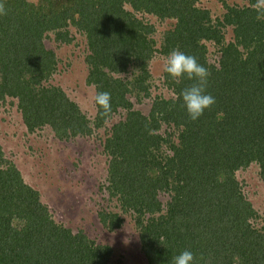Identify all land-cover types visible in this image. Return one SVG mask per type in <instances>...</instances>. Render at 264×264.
I'll return each instance as SVG.
<instances>
[{"label":"trees","instance_id":"1","mask_svg":"<svg viewBox=\"0 0 264 264\" xmlns=\"http://www.w3.org/2000/svg\"><path fill=\"white\" fill-rule=\"evenodd\" d=\"M241 1L244 7L226 8L224 23L214 25L194 0H39L37 5L0 0L7 6L6 20L0 21V99L18 98L28 131L47 123L59 139L68 137L67 132L90 134L84 116L82 128L74 126L79 113L63 91L40 84L56 64L54 54L42 45L43 34L53 31L63 39L67 32L62 30L72 25L85 35L87 84L96 93L111 94L108 117L100 116L95 104V127L119 109L126 111L104 145L110 161L103 189L122 213L134 214L148 264H171L183 250L192 251L196 264H264V226L251 229L249 219L256 213L234 180L235 171L255 162L264 183V21L255 18L256 0ZM124 4L158 19H176L160 53L178 48L209 70L207 91L216 103L199 120L189 119L179 96L192 81L177 84L167 74L165 83L175 98L157 99L149 116L133 109L127 95L149 97L146 67L153 27ZM227 25L234 27L232 43H225L221 34L220 27ZM202 41L219 46L217 65L207 63ZM130 65L135 66L130 81L111 76ZM162 123L177 130L176 145L156 133ZM162 143H169L172 155L159 159L153 153ZM0 163V264H108V246L55 223L17 169L1 155ZM160 191L170 196L165 206L158 199ZM99 220L108 230L123 222L106 211Z\"/></svg>","mask_w":264,"mask_h":264},{"label":"rangeland","instance_id":"2","mask_svg":"<svg viewBox=\"0 0 264 264\" xmlns=\"http://www.w3.org/2000/svg\"><path fill=\"white\" fill-rule=\"evenodd\" d=\"M28 2L37 5L39 0ZM0 3L7 8L3 2ZM245 5L246 2L241 0H194L196 8L208 11L210 22L214 25L224 23L226 8L239 9ZM124 8L144 25L153 27V32L148 35L153 41L152 54L146 67L149 97L135 98L133 95H127L135 111L149 116L157 99L175 98L173 89L165 83L164 78L166 73L163 71V64L167 55L160 51L164 36L175 28L176 19H158L148 13L134 12L128 4H124ZM3 17H0V21L6 20ZM220 30L225 43L234 42L232 25L220 27ZM65 31L67 35L63 37L69 39V42L64 41L65 38L57 39L53 31L45 32L42 36V45L45 50L54 54L56 64L50 77L40 81V84L60 88L65 98L77 107L79 115H76L79 118L74 126L82 128L83 121L80 117L84 116L85 126L91 130L90 134L71 136L67 132L68 137L59 139L55 128L47 123L28 131L18 98L5 95L0 99L1 158L12 164L23 182L38 192L40 201L55 223L69 229L73 234L84 235L95 245L108 246V264H148L141 251L134 214L122 213L117 203L106 197L103 189L107 186L110 161L104 145L113 133V126L125 119L126 111L119 109L102 127H95L96 91L94 86L87 84V39L75 26L68 25L62 33L65 34ZM202 42L206 46L207 63L216 65L221 56L219 46H214L209 41ZM134 67L130 65L126 71L111 76L130 81L135 74ZM65 107L69 108L67 105ZM59 125L61 124H56L57 127ZM63 127H60L62 131ZM156 133L164 139H169L170 143H178V132L173 126L162 123ZM168 144L162 143L159 151L156 150L153 154L159 159L172 155ZM3 168L4 165L0 163V169ZM259 172L258 164L253 162L234 173L238 192L256 213V217L249 219V225L252 230L257 231L264 226V183ZM196 190L198 192V189ZM169 198V194L164 191L158 194L163 206ZM101 211L117 213L123 220L122 225L118 229L108 230L99 220Z\"/></svg>","mask_w":264,"mask_h":264},{"label":"clouds","instance_id":"3","mask_svg":"<svg viewBox=\"0 0 264 264\" xmlns=\"http://www.w3.org/2000/svg\"><path fill=\"white\" fill-rule=\"evenodd\" d=\"M257 21H264V0H256L254 4ZM6 10L0 3V16L5 15ZM163 71L167 76L179 84L187 79L192 83L184 87L179 96L191 121L199 120L206 111L216 103L215 97L207 91L210 77L209 70L194 55L186 54L180 49L171 50L163 64ZM98 106L99 115L108 117L111 113V94L107 91H99L94 97ZM171 264H196V259L190 250H183L172 257Z\"/></svg>","mask_w":264,"mask_h":264},{"label":"built area","instance_id":"4","mask_svg":"<svg viewBox=\"0 0 264 264\" xmlns=\"http://www.w3.org/2000/svg\"><path fill=\"white\" fill-rule=\"evenodd\" d=\"M217 65V64H216Z\"/></svg>","mask_w":264,"mask_h":264}]
</instances>
